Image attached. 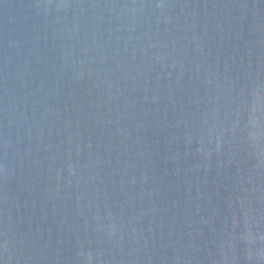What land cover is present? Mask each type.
Listing matches in <instances>:
<instances>
[{"label": "water", "instance_id": "water-1", "mask_svg": "<svg viewBox=\"0 0 264 264\" xmlns=\"http://www.w3.org/2000/svg\"><path fill=\"white\" fill-rule=\"evenodd\" d=\"M0 264H264V0H0Z\"/></svg>", "mask_w": 264, "mask_h": 264}]
</instances>
